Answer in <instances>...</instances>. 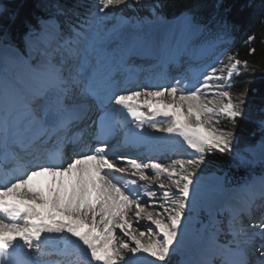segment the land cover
<instances>
[{"label": "snow or ice", "instance_id": "6c2138e0", "mask_svg": "<svg viewBox=\"0 0 264 264\" xmlns=\"http://www.w3.org/2000/svg\"><path fill=\"white\" fill-rule=\"evenodd\" d=\"M49 7L40 30L30 29L25 37L26 85L12 78L0 88V140L5 145L0 152V264H72L67 258L73 255L79 264H168L181 251L193 223L204 257L200 264H264V215L258 224L247 226L241 219L251 211L255 197L234 204L225 214L222 205L201 196L207 157L233 150L234 131L215 125L225 118L234 128L245 115L248 90L233 96L228 89L234 76L249 69L250 61L239 52L230 53L223 67L210 66L190 87L177 80L170 86L122 88V70L135 54L130 40L138 34L142 18L113 12L141 8L162 20L157 0H95V10L82 18L62 0H51ZM182 30H200L191 10ZM255 40L250 34L246 44ZM36 41H57V47L44 48L32 59ZM85 52L95 58L94 64L85 59ZM255 52L248 48L247 55ZM109 63L112 70L101 77L100 70ZM16 110L27 114L23 130L14 129L7 118ZM124 113L139 130H144L146 118L169 117L168 126L153 121L150 127L182 137L190 158L164 164L155 158L116 155L111 141L130 123L121 119ZM47 116L51 123L43 118ZM81 124L92 129L96 144L74 146L66 154L67 137L62 133ZM259 125L264 128V114ZM143 138V131L135 132L131 143ZM165 174L167 184L161 180ZM261 185L264 200V180ZM225 190L221 183L218 191ZM144 220L154 227H134ZM46 248L66 259H46L53 254Z\"/></svg>", "mask_w": 264, "mask_h": 264}, {"label": "trees", "instance_id": "16d2710c", "mask_svg": "<svg viewBox=\"0 0 264 264\" xmlns=\"http://www.w3.org/2000/svg\"><path fill=\"white\" fill-rule=\"evenodd\" d=\"M76 1L62 0L69 7ZM50 2L51 0H0V5L4 6V10L0 12V40L22 44L30 26H38V18L50 14ZM161 2L160 12L167 17L191 10L198 21L212 24L213 29H216L214 26L217 23L214 22L217 16L228 18L239 28L232 30L239 42L233 47L232 52H239L240 58L248 59L250 67L233 77V87L229 91L233 96H237L245 89L248 90L246 112L243 118L236 120L234 128L232 122L225 118L220 127L234 131L235 151L264 141V128L259 125V118L264 114V0H254L251 4L250 0H161ZM250 34L255 35L256 40L246 44L247 36ZM248 48H255V54L248 56ZM235 151L223 154L215 152L210 155L213 165L225 174L231 185L242 182L253 173L252 171L264 172V163L258 167L251 164L243 165Z\"/></svg>", "mask_w": 264, "mask_h": 264}, {"label": "bare ground", "instance_id": "6f19581e", "mask_svg": "<svg viewBox=\"0 0 264 264\" xmlns=\"http://www.w3.org/2000/svg\"><path fill=\"white\" fill-rule=\"evenodd\" d=\"M186 15L187 13H184L180 15L179 17H176L173 19H166L165 21L159 20V19L158 20L151 19V21L149 22L145 21L142 25L143 26L142 34H137L133 36L130 42L134 44L141 42V43L146 44L149 47H154L155 44L158 42V39L166 35L168 30L171 28L173 30V33L168 39L169 43H168V46H166L165 51H164V54L167 55L169 52L173 51L174 48L178 46L179 40H181V38L185 39L189 37L190 35L197 34V32L193 34V33L184 32L182 30V21L185 19ZM52 42L45 43L43 45L39 41L34 42L33 51L31 54L33 53H36V54L33 55L32 59H36L38 57L39 50L40 49L43 50L44 48H46V45L48 44H52L50 50L48 49L49 51H52L51 49L55 50L57 47V42L55 43L54 42L52 43ZM17 52L20 53L19 56L16 55ZM27 56L28 55L26 52H24V50H20L17 47H13L9 45L0 46V88L4 86V82H3L4 80L7 81L8 79L10 80L12 78H15L21 84V86L26 85L29 79V64L25 62V57ZM93 59L95 60L94 57ZM198 81H199L198 79H193V80H189L186 82H182L181 86L187 85L190 87L193 84H197ZM168 85L170 86V84L161 85L156 80L152 79L149 82L140 83L139 86L155 88L157 86H168ZM143 110L147 111L146 108ZM0 111L2 114V117H1V120H2L4 118L3 109L1 108ZM17 116L22 117L23 120L28 118L27 114L23 112L22 110H16L14 112H11L7 118L12 127H15L16 125ZM125 118L127 121H130V123H125L124 127H126V133L131 137L132 140H133V136L135 132L143 131L144 138H143L142 143L149 144L150 142H152V143H156L166 148L181 149V148L186 147V145L183 144L182 137H170L168 134L156 131L150 127V123L153 121L157 122L158 119L163 120L162 121L163 126L165 127L168 126L170 122L169 117H164L162 115H153L151 121L147 120L146 118V122L144 124V130L136 129V122L130 116H127L126 113H124V116H123V119ZM115 152H119L118 155L123 154L120 149H117ZM251 152L255 155H262L264 150H260L258 148L257 149L252 148ZM134 155L135 156H131V157L146 159L148 156L146 153H136ZM188 155L190 156L191 153H187L185 157ZM159 157H162V156H159ZM159 157L155 159L158 160L159 162L165 161L163 162L164 164H170L171 159L176 158L174 156H168L165 158H159ZM151 174L154 175V173L149 171V175ZM202 176H203L202 189H201L202 198L203 199L205 198V200L209 202H214L218 205L227 204V206L229 205L232 208L234 204L243 202L246 198L251 197V195L255 193V191L258 190V188L256 190L257 185L255 186V183L248 181L244 183L243 185H240L238 187L239 189L238 191H231L226 187L223 177L218 172L208 171L207 167L205 166H203ZM161 179H163L164 181L167 180L166 174L162 175ZM221 183L225 185V189H226L223 192L218 191V188ZM157 192H158V197H159L161 192L159 189ZM208 193H210L212 196L210 200L209 198L207 199ZM149 226H151L150 222L146 220L142 221L139 225L134 224V227H136L139 231H147ZM151 227H154V226H151ZM195 233H196V228H195V223H193L190 233L182 239L180 253L185 257V262H187V264H200V262L204 258L200 250V247L197 243V237ZM59 247L61 248L63 247L62 242H59ZM177 257L178 255H176L175 257H171L168 264L176 261Z\"/></svg>", "mask_w": 264, "mask_h": 264}, {"label": "rangeland", "instance_id": "374dc122", "mask_svg": "<svg viewBox=\"0 0 264 264\" xmlns=\"http://www.w3.org/2000/svg\"><path fill=\"white\" fill-rule=\"evenodd\" d=\"M157 3L159 4V5H161L162 6V2H161V0H157ZM83 7L85 8H82V10L81 11H78L80 14H82V11L83 12H85V13H88V11L91 9V10H95V0H88L86 3H84L83 2ZM161 8V7H160ZM4 10V6L3 5H0V12H2ZM141 11H144L145 13H141ZM146 11L147 10H144V9H141V8H130V7H121V8H119V9H116V10H114V12H113V14L115 15V16H117V17H119V16H124V17H135V18H138V19H140V18H142V22H141V25H140V30H142V28H143V23L145 22V21H151V19L152 20H155L156 18H154V17H152L150 14H149V12L148 13H146ZM161 10L159 9V12H160ZM84 13V14H85ZM185 13V12H184ZM183 13V14H184ZM187 13V12H186ZM83 14V15H84ZM161 14V13H160ZM188 14V13H187ZM182 15V14H181ZM162 16V15H161ZM179 17V16H178ZM147 18V19H146ZM176 18V17H175ZM149 19V20H148ZM173 19V18H172ZM158 20V19H157ZM162 20H166V18H163ZM45 21V20H44ZM147 22V23H148ZM171 29V28H170ZM168 30V32H167V34L166 35H164V36H162V38L163 39H169L170 38V36L172 35V33H173V30L171 29V30ZM143 32V31H142ZM28 34V33H27ZM175 34V33H174ZM158 40H160V38L158 39ZM56 42V41H55ZM54 42V43H55ZM2 45H6V43H4V40H0V46H2ZM8 45V44H7ZM24 52H26L27 53V55H29V49L26 47V44L24 45ZM166 48V47H165ZM50 50V49H49ZM52 51L54 50V49H51ZM39 54H40V52H38V56H39ZM228 55V54H227ZM227 55L225 56V59H224V63L223 64H226L227 63ZM223 64L219 67V68H221V67H223ZM217 74H220L219 73V71H218V73ZM224 75H227V73L225 72L224 73ZM212 83H219L218 81H213ZM209 98H212V97H209ZM223 119L224 118H220V123L219 124H217V125H215L217 128H219L220 127V125H221V123L223 122ZM235 146V145H234ZM263 146L264 145H262V146H257L258 147V149H260V150H264L263 149ZM253 148H256V147H253ZM257 149V148H256ZM233 150H236V148L235 147H233ZM247 151L248 150H250V148H247L246 149ZM245 152L243 155H242V157H246L245 159L246 160H248V161H250V162H252V163H254V164H256L258 161H260V160H264V152L262 153V155H253L252 153H249V151L248 152ZM249 153V154H248ZM211 155V154H210ZM210 155L207 157V162H206V164L204 165L205 167H207V170L208 171H216V172H218V173H220V170H219V168H217V167H215V165H213V163H212V161H211V159H210ZM185 158H190V156L188 155V156H186ZM176 158H173V159H171V161H173V160H175ZM242 159V158H241ZM243 160L244 159H242V162H243ZM159 162V161H158ZM163 162H165V161H160V163H163ZM152 175V174H151ZM221 175V174H220ZM260 178H262V177H259V176H255V177H252V178H250L249 179V181H253L255 184H258L259 183V181H260ZM161 180H163V179H161ZM163 182L165 183V184H167L168 183V180H163ZM226 183V182H225ZM239 187V186H238ZM238 187H236V188H233V189H229V190H231V191H238L239 189H238ZM155 190H157L158 191V189H155ZM160 196H162V193L159 195V197ZM212 196H211V194L210 193H208V195H207V199L209 198V200H210V198H211ZM204 200H205V198H204ZM205 201H207V200H205ZM209 202V201H208ZM223 206V205H222ZM224 209L223 210H226V206H224L223 207ZM228 211H230V210H232V208H231V206H229L228 205V209H227ZM207 213H205V215H206ZM227 214V213H226ZM261 215H263V213L261 214ZM204 218V216L202 215L201 217H200V219H203ZM247 218L246 217H244L243 219H242V221L243 222H245V223H247L248 224V220H246ZM252 224H257V221H254V222H252ZM149 227H151V226H149ZM195 228H196V225H195ZM196 231H197V228H196ZM176 255H178V257H177V259H176V261H174V262H172V263H170V264H185V257L180 253V252H178V253H175V254H173L172 255V257H175ZM250 259L251 260H253V261H255L256 260V256L255 255H253V256H251L250 257Z\"/></svg>", "mask_w": 264, "mask_h": 264}]
</instances>
